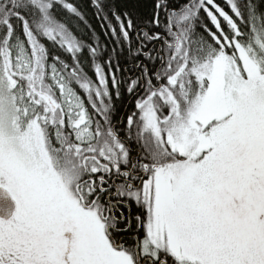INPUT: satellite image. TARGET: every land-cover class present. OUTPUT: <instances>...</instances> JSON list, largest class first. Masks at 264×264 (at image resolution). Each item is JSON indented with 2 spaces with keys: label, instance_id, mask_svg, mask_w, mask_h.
I'll return each mask as SVG.
<instances>
[{
  "label": "snow or ice",
  "instance_id": "snow-or-ice-1",
  "mask_svg": "<svg viewBox=\"0 0 264 264\" xmlns=\"http://www.w3.org/2000/svg\"><path fill=\"white\" fill-rule=\"evenodd\" d=\"M0 264H264V0H0Z\"/></svg>",
  "mask_w": 264,
  "mask_h": 264
},
{
  "label": "water",
  "instance_id": "water-1",
  "mask_svg": "<svg viewBox=\"0 0 264 264\" xmlns=\"http://www.w3.org/2000/svg\"><path fill=\"white\" fill-rule=\"evenodd\" d=\"M10 203V202H9Z\"/></svg>",
  "mask_w": 264,
  "mask_h": 264
}]
</instances>
